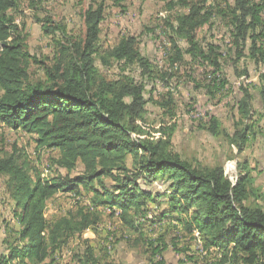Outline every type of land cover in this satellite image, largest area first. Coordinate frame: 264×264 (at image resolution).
Returning <instances> with one entry per match:
<instances>
[{"label":"trees","instance_id":"obj_1","mask_svg":"<svg viewBox=\"0 0 264 264\" xmlns=\"http://www.w3.org/2000/svg\"><path fill=\"white\" fill-rule=\"evenodd\" d=\"M263 4L264 0H232L226 6L228 11H215L228 17L229 52L233 49L237 59L234 64L244 55L257 65L264 63ZM175 5L186 11L175 17L176 24H170L174 36L188 43L191 60L211 69L209 93L226 91L218 47L208 44L202 48L195 38V31L215 15L214 8L209 0L169 3V7ZM15 6V0H0V123L34 133L37 146L57 150L54 164L67 173L43 177L14 145L0 156V177H5L12 217L19 225L8 230L12 240L4 238L0 264H50L49 257L70 237L98 224L104 209L113 214L117 210L126 229L142 233L140 227L147 222L146 212L153 203L162 217L174 213L182 230L195 233L202 248L217 249L220 257L215 264H264V207L251 200L258 196L250 188L247 163L241 166L246 172L239 171L232 181L225 176L223 163L202 166L182 158L171 150V130L166 137L155 136L142 124L147 103L144 85L129 76L107 80L100 75L94 55L104 17L103 1L90 4L83 12L81 38L55 39L54 56L48 64L41 62L42 74L36 78L28 72L35 57L25 49L18 25L7 14ZM49 21L41 23V30L55 35L60 27L47 24ZM171 41L173 63L182 59V53L175 38ZM111 59L137 65L145 77L154 76L153 66L140 53L134 36H122L103 57L105 64ZM234 69L243 82L238 86L233 132L222 130L213 114L204 127L211 136L229 140L240 152L254 133V124H248L252 119L251 90L264 107V73H259V84L253 85L246 82V68ZM261 119L258 133L264 142V114ZM77 165L81 171L71 175ZM105 178L111 182L107 184ZM59 192H85L87 204L49 221L45 217L47 202ZM147 247V264H165L166 243L149 241ZM74 258L77 264H113L97 256L86 239Z\"/></svg>","mask_w":264,"mask_h":264},{"label":"rangeland","instance_id":"obj_2","mask_svg":"<svg viewBox=\"0 0 264 264\" xmlns=\"http://www.w3.org/2000/svg\"><path fill=\"white\" fill-rule=\"evenodd\" d=\"M100 1L104 4V17L100 23L97 53L94 55V63L100 75L107 80L129 76L136 83L143 84L147 99L142 123L145 129L150 130L152 135L163 137L171 130L169 140L173 152L195 165L213 166L223 163L224 174L232 181L237 178L239 171L244 173L247 170L251 178L250 188L258 196L256 200L251 196V200L264 207V142L258 133L263 122L261 116L264 107L258 99L259 95L251 90L252 119L248 124H254V133L242 151L238 152L223 137L211 136L204 127L208 115L213 114L219 119L222 130L233 132V123L238 118V86L243 82V77L237 76L235 67L238 71L246 68L249 73L246 82L253 85L259 84V73H264V63L257 65L246 55L234 64L237 59L233 49L229 52L232 35L228 17L215 12L228 11L226 6L232 4V0H209L215 15L195 31V38L202 48L208 44L218 47L222 77L227 80L226 91L209 93L207 84L213 78L211 69L200 61L191 60L187 53L188 43L174 36L170 24H176L175 17L186 11L178 5L169 7V3L176 0H15L16 6L9 9L7 14L18 25L25 49L35 57L36 61L32 59L28 67L31 78L42 74L41 62L50 63L56 51L55 39L64 41L66 37L81 38L84 35L83 12L90 4ZM46 19L50 20L47 24L60 27L55 35L42 32L40 26ZM262 19L264 22V4ZM124 35L136 38L140 53L153 66V78L143 76L137 65H125L112 59L104 63L103 57L107 51ZM172 38H175V44L182 53V59L173 63L171 58L175 56V51ZM261 40L264 45V37ZM35 138L34 133L15 130L0 123V156L10 152L14 145L23 152L29 165L41 172L43 177L66 174L65 169L57 168L54 164L58 151L37 146ZM244 162L247 163L246 170L241 167ZM127 163L131 166L130 157ZM80 171L81 166L77 165L70 174ZM4 180V176L0 177V252L5 248L3 241L8 236V230L19 226L12 217L13 204L5 193ZM104 181L107 184L111 182L110 178ZM87 200L85 192L82 195L59 192L48 200L45 217L53 221L67 213H75L78 207L87 204ZM148 208V220L140 227L142 233L126 229L118 218L117 210L113 214L111 210L104 209L96 226L81 234H74L47 261L50 264H77L74 254L82 251L83 240L86 239L97 256L113 264H147L149 241L167 244L168 247L162 253L165 264L218 262L220 252L214 248H202L195 233L188 234L182 230L174 219V213L162 217L154 203ZM12 238L10 233L8 240ZM13 264L19 263L15 261Z\"/></svg>","mask_w":264,"mask_h":264},{"label":"built area","instance_id":"obj_3","mask_svg":"<svg viewBox=\"0 0 264 264\" xmlns=\"http://www.w3.org/2000/svg\"><path fill=\"white\" fill-rule=\"evenodd\" d=\"M109 210V209H108ZM110 211V210H109Z\"/></svg>","mask_w":264,"mask_h":264}]
</instances>
